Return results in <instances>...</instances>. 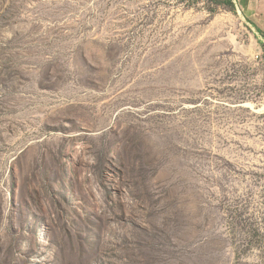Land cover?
Here are the masks:
<instances>
[{
  "label": "rangeland",
  "instance_id": "374dc122",
  "mask_svg": "<svg viewBox=\"0 0 264 264\" xmlns=\"http://www.w3.org/2000/svg\"><path fill=\"white\" fill-rule=\"evenodd\" d=\"M240 1L0 0V264H264Z\"/></svg>",
  "mask_w": 264,
  "mask_h": 264
},
{
  "label": "crops",
  "instance_id": "0c3cea01",
  "mask_svg": "<svg viewBox=\"0 0 264 264\" xmlns=\"http://www.w3.org/2000/svg\"><path fill=\"white\" fill-rule=\"evenodd\" d=\"M249 20L262 33H264V0H241Z\"/></svg>",
  "mask_w": 264,
  "mask_h": 264
}]
</instances>
